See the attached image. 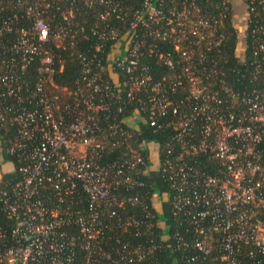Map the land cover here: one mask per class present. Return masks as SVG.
Listing matches in <instances>:
<instances>
[{
  "label": "built area",
  "instance_id": "obj_1",
  "mask_svg": "<svg viewBox=\"0 0 264 264\" xmlns=\"http://www.w3.org/2000/svg\"><path fill=\"white\" fill-rule=\"evenodd\" d=\"M217 11L236 14V27L252 39L242 76L249 87L228 81ZM89 34L93 45L80 49ZM152 40L174 54L158 52ZM106 54L127 80H101ZM146 55L180 72L141 96L151 80L137 72ZM73 57L80 78L73 89L60 87L55 75ZM178 91L184 95L173 100ZM128 106L150 127L171 112L174 134L162 156L149 144L143 154L117 121ZM263 136L264 0H0V264H155L154 252L166 247L184 251L182 264H264ZM121 145L124 159L106 158L108 146ZM199 154L213 157V174L187 164ZM152 168L175 192L171 212L186 219L185 236L163 233L164 199L119 197L143 187L140 176ZM83 195L86 210L73 209ZM125 200L139 204V216L116 218ZM120 229H133L137 243L115 237Z\"/></svg>",
  "mask_w": 264,
  "mask_h": 264
},
{
  "label": "trees",
  "instance_id": "obj_2",
  "mask_svg": "<svg viewBox=\"0 0 264 264\" xmlns=\"http://www.w3.org/2000/svg\"><path fill=\"white\" fill-rule=\"evenodd\" d=\"M218 1V0H217ZM141 0H136V5L139 6ZM203 8L207 10L213 11L212 7L209 6L205 2H200ZM260 12V11H259ZM226 13V12H225ZM217 17L222 19V27L221 31L226 36V40L223 42L221 46V56L225 59L224 67L226 70L228 81L232 82L236 89H241L240 82L243 81V85L249 87L252 83L248 79H243L242 76L246 71V67L249 66V62L254 58V51L251 44V38L246 36L245 32L239 31L236 27V14L230 13L229 11L226 13V17L222 18L220 16V12L217 11ZM242 35V36H241ZM242 37L246 38V44L244 45L245 53L243 57L237 55L239 51V47L242 44ZM93 39L91 35H88V39L82 41L80 44V49H84L87 47H91L93 44ZM152 45H155L158 49V52L162 51L164 53H172L173 49L167 44H164L157 40H152ZM109 52V49H108ZM124 51H121L120 56H124ZM108 54L103 57V70H100V78L101 80H105L113 83L115 80L122 82L128 79V75L123 74L116 63L108 60ZM256 58V57H255ZM142 63L137 70V72L145 71V74L148 75L151 80L149 82V86L146 91H144L141 96H145L147 94H152L150 92V87L156 83L158 84H166L168 85L167 79L169 77L178 75L180 72V68L178 64H174L173 70L166 68L163 65L162 59L158 56H144ZM236 69V72L232 73V70ZM80 78V69L77 60L73 57L70 58L63 63V69L55 75V81L60 87H68L69 89L75 88V82ZM166 79V80H165ZM167 87V86H166ZM167 94H171L169 90H166ZM184 93L182 91H178L177 93L172 95V99L176 100L183 96ZM133 107L128 106L124 109V112L118 117V120H123L122 127L133 134L136 143V147L139 148L141 152L145 155H149V144L153 147V156L163 155V153L168 148L166 144L170 142L172 136L174 134L173 128V115L171 112H168L166 116L160 120L158 126L150 127L149 122L147 120V115L143 112L139 113L138 116H133ZM133 118V120H131ZM141 119V120H140ZM109 122L114 121V116L110 115L108 120ZM132 122L133 124H131ZM103 128H106L107 123H100ZM106 140H110L106 138ZM114 140V139H113ZM176 147V148H175ZM177 144H175L174 148L177 150ZM262 150H264V136L261 145L259 146ZM127 150L125 145H121L118 148L107 147L105 151L106 158L108 159H118L122 160L126 157ZM151 155V156H152ZM149 157V156H148ZM4 161H12L16 164V160L14 157L8 156L7 154H3ZM154 161V160H153ZM186 162L189 166H191L194 170H196L199 174H213L216 170V163L213 160V157L210 154H199L195 157H187ZM15 177V174H5L3 176V181L12 180ZM140 181L143 182V187H132L131 189L124 190L121 189L118 194L121 198H128L137 196L141 198L145 205H150L152 202L157 201L158 199H164L165 201L160 202L161 211L157 215V219L161 220L164 223L163 233L173 234V232L178 231L182 236H185V232L188 230V226L186 225V219L180 215L174 216L171 212V200L174 196L175 192L170 187L167 180L163 177L160 171H157L155 168L147 171L145 175L140 176ZM73 209H81L83 211L86 210V196L83 195L80 200H74ZM107 211L104 212L102 218L105 221H109L111 225H115L114 218L108 219ZM126 215L131 216H139L140 209L139 204L125 200V203L122 207L116 210V218L124 217ZM69 232L72 234H77L78 230L76 227L71 226L69 228ZM114 231H110L107 233V236L111 239L108 241L105 240L103 242V246L106 249L113 246L112 238L114 236ZM134 230H118L115 234V237L118 236L122 241L129 242L130 244L137 243L138 238L134 237ZM83 253L79 252L78 257L81 259ZM182 256H184V251H179L174 249L173 247H166L163 250H156L153 254V260L155 264H182ZM143 264H148L143 263ZM203 264H211L210 262H205Z\"/></svg>",
  "mask_w": 264,
  "mask_h": 264
},
{
  "label": "rangeland",
  "instance_id": "obj_3",
  "mask_svg": "<svg viewBox=\"0 0 264 264\" xmlns=\"http://www.w3.org/2000/svg\"><path fill=\"white\" fill-rule=\"evenodd\" d=\"M242 36V35H241Z\"/></svg>",
  "mask_w": 264,
  "mask_h": 264
}]
</instances>
